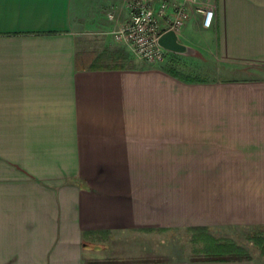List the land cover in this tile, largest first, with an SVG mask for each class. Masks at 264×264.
Wrapping results in <instances>:
<instances>
[{"label": "crops", "instance_id": "0c3cea01", "mask_svg": "<svg viewBox=\"0 0 264 264\" xmlns=\"http://www.w3.org/2000/svg\"><path fill=\"white\" fill-rule=\"evenodd\" d=\"M129 1L0 0V264H250L105 253L264 229V0H206L158 63L113 38ZM197 48L205 80L175 67Z\"/></svg>", "mask_w": 264, "mask_h": 264}, {"label": "rangeland", "instance_id": "374dc122", "mask_svg": "<svg viewBox=\"0 0 264 264\" xmlns=\"http://www.w3.org/2000/svg\"><path fill=\"white\" fill-rule=\"evenodd\" d=\"M76 2L79 3V8L83 12L88 10L87 8L90 0H76ZM200 2L205 4L206 0ZM197 49L199 51H197L194 56L189 55L190 61L181 63L177 61L175 67L176 70L182 74L205 80L208 76L212 75L210 73H212V66L214 64L211 61V55H209L205 49ZM133 56L138 61H143L135 55ZM161 237H153V239L158 240L152 239L153 242L151 243L150 240L134 238L127 244L111 245L112 251L110 245H108L105 253L109 256H113L112 254L117 250L129 253L131 249H133V253L142 254V252L152 249L156 252L166 253L167 256L172 254L200 260L217 256L216 254H211V252L224 248L222 245L228 243L239 248L240 252L248 256V262L250 264H264V256L254 240L256 237L259 239L264 238V229H177L169 231L165 234V237ZM225 248L230 250L227 247ZM224 251L225 250L219 252Z\"/></svg>", "mask_w": 264, "mask_h": 264}, {"label": "built area", "instance_id": "2783aa9c", "mask_svg": "<svg viewBox=\"0 0 264 264\" xmlns=\"http://www.w3.org/2000/svg\"><path fill=\"white\" fill-rule=\"evenodd\" d=\"M127 7L129 20L112 32L113 38L148 63L163 60L165 51L158 46L157 40L164 32L171 30L177 35L185 20L195 15H202L204 29L211 28L214 21L213 9L199 0H183L181 4L168 0H130Z\"/></svg>", "mask_w": 264, "mask_h": 264}, {"label": "trees", "instance_id": "16d2710c", "mask_svg": "<svg viewBox=\"0 0 264 264\" xmlns=\"http://www.w3.org/2000/svg\"><path fill=\"white\" fill-rule=\"evenodd\" d=\"M255 244L260 248L261 253L264 256V238L263 239H259V238H255ZM224 248L218 250V251H214L211 252V254H216L217 256H212V257H208V258H204V261H230V262H239V261H248L249 257L245 256L242 252H240L239 248H236L235 246H233L232 244H223L222 245ZM225 247H227L230 250H227ZM225 250L224 252H219ZM218 253V254H217Z\"/></svg>", "mask_w": 264, "mask_h": 264}, {"label": "water", "instance_id": "95a60500", "mask_svg": "<svg viewBox=\"0 0 264 264\" xmlns=\"http://www.w3.org/2000/svg\"><path fill=\"white\" fill-rule=\"evenodd\" d=\"M157 44L166 52L178 55H188L191 53V48L178 41L177 35L169 30L160 35Z\"/></svg>", "mask_w": 264, "mask_h": 264}]
</instances>
